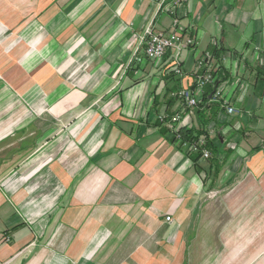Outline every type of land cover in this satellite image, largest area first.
<instances>
[{
	"label": "crops",
	"instance_id": "obj_1",
	"mask_svg": "<svg viewBox=\"0 0 264 264\" xmlns=\"http://www.w3.org/2000/svg\"><path fill=\"white\" fill-rule=\"evenodd\" d=\"M172 1L0 0V264H264V0L183 2L180 77L131 63ZM214 48L237 111L206 128L217 174L158 120L198 129L170 93Z\"/></svg>",
	"mask_w": 264,
	"mask_h": 264
},
{
	"label": "built area",
	"instance_id": "obj_2",
	"mask_svg": "<svg viewBox=\"0 0 264 264\" xmlns=\"http://www.w3.org/2000/svg\"><path fill=\"white\" fill-rule=\"evenodd\" d=\"M186 0H173L164 7V11L171 16V30L170 31H156L150 25L143 33L141 39L142 56H139L138 51L133 54L131 63L142 64L143 59L151 62H160L168 52L172 54V66L170 73L175 76L183 75V68L180 63V55L183 51L193 49L196 46L195 36L187 29L182 28L179 24L177 9ZM168 2V0H163ZM227 56L220 57L221 62H225ZM219 65L216 58L211 51L203 52L195 62L194 83L191 88H182L175 92L170 93L172 99L179 100L185 110L194 109L198 106L204 90L207 86L213 88L211 101L219 103L225 110L226 120L233 117L237 111L231 105L230 99L225 95L223 86L218 84V77L216 71ZM158 120L161 124L169 125L172 127L173 132H178L183 127L181 125L182 114L177 113L173 116L160 115ZM189 128V127H187ZM211 132H207L208 138ZM207 136L201 135L196 140L190 142H182L180 135L176 134V142L179 144L188 155H199L200 159L207 160L211 154L207 148ZM167 221L170 218H166Z\"/></svg>",
	"mask_w": 264,
	"mask_h": 264
},
{
	"label": "trees",
	"instance_id": "obj_3",
	"mask_svg": "<svg viewBox=\"0 0 264 264\" xmlns=\"http://www.w3.org/2000/svg\"><path fill=\"white\" fill-rule=\"evenodd\" d=\"M220 52V49L214 48L212 50L213 56L216 58L217 63H219L220 56L218 53ZM219 65V64H218ZM222 67L219 66L216 74L220 71ZM223 73V71H222ZM224 74V73H223ZM213 92V88L204 92L199 104H198V115L200 119V124L198 129H193V128H187L183 127L178 132H174V139L173 141L177 144V140L175 138L176 134L180 135L181 141L182 142H190L192 140H196L199 136L201 135H206L207 136V126L210 124L211 121L217 123L216 117L217 115L221 112L224 111V108L221 107L219 103H211V99H209L210 94ZM220 143V139L214 137L213 139L208 138L207 136V148L210 151V158L207 159L209 162V167L210 169H214V173L217 174L220 166L217 161V157L220 154L221 150L218 149V145L216 144ZM177 146L181 147L179 144ZM200 159V156L197 155L195 158L192 159V162L196 164Z\"/></svg>",
	"mask_w": 264,
	"mask_h": 264
},
{
	"label": "rangeland",
	"instance_id": "obj_4",
	"mask_svg": "<svg viewBox=\"0 0 264 264\" xmlns=\"http://www.w3.org/2000/svg\"><path fill=\"white\" fill-rule=\"evenodd\" d=\"M245 175L244 174H239L238 175V179H237V181H240V182H242V181H245L244 179H245ZM225 192H226V190H224L223 192H217L216 190H212V191H209V193H208V197H209V199L210 198H217V197H219V195H221V194H225ZM241 195V194H240ZM242 196V195H241Z\"/></svg>",
	"mask_w": 264,
	"mask_h": 264
},
{
	"label": "water",
	"instance_id": "obj_5",
	"mask_svg": "<svg viewBox=\"0 0 264 264\" xmlns=\"http://www.w3.org/2000/svg\"><path fill=\"white\" fill-rule=\"evenodd\" d=\"M210 97H211V95H210Z\"/></svg>",
	"mask_w": 264,
	"mask_h": 264
}]
</instances>
